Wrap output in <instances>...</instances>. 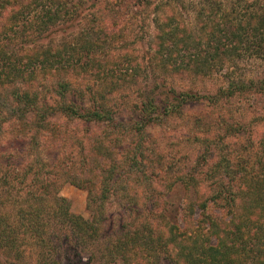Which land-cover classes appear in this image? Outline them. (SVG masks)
<instances>
[{
  "label": "trees",
  "instance_id": "16d2710c",
  "mask_svg": "<svg viewBox=\"0 0 264 264\" xmlns=\"http://www.w3.org/2000/svg\"><path fill=\"white\" fill-rule=\"evenodd\" d=\"M54 5L0 0V264H62L57 228L68 232L64 241L74 242L77 257L99 247L105 264H264V153L263 172H254L239 143H229L246 136V124L225 111L222 134L212 136L194 120L182 136L202 152L181 167L163 159L149 131L179 128L185 108L205 99L215 106L237 101L243 118L247 109L259 114L264 79L231 81L213 96L157 83L127 117L116 98L150 72L166 81L206 75L243 51L264 58V18L211 25L208 45L169 18L140 59L115 47L128 42L121 8L136 4L117 2L91 17L65 0ZM65 25L80 31L43 43ZM245 31L257 45H240ZM158 89L164 100L153 96ZM65 183L88 193L91 219L72 212L60 194ZM179 186L194 194L179 207L183 226L168 215V196Z\"/></svg>",
  "mask_w": 264,
  "mask_h": 264
},
{
  "label": "rangeland",
  "instance_id": "374dc122",
  "mask_svg": "<svg viewBox=\"0 0 264 264\" xmlns=\"http://www.w3.org/2000/svg\"><path fill=\"white\" fill-rule=\"evenodd\" d=\"M55 1L59 0H46V4L53 9L56 8ZM69 5L79 6L76 10V14L81 17H91L98 15L104 11L108 5L115 4L117 2L126 1L129 4H136V7L132 11L121 8V14L125 10L127 18H123L121 15L122 27L125 28L124 34L127 36V45H120L116 43L115 47H124V51L134 56L141 57L146 55L150 48V45L154 43V36L157 32L158 25H161L167 19H171L173 24L183 25L193 33V39L201 37L203 43L208 45L211 34V25H220V29L226 27H232L231 25L236 22L244 24L248 20L264 18V0H150L149 7L138 6L137 0H65ZM130 19L131 21L123 22V20ZM170 20V21H171ZM128 23V24H127ZM125 25V26H123ZM243 26V25H242ZM68 29L61 32L58 36L45 39L43 43L56 45L59 41L70 40L72 37L79 33V27L75 29V32L70 30L69 25H65L64 29ZM203 27L205 30H203ZM117 30V28H115ZM234 30V28H232ZM206 31L202 36L200 33ZM217 31V30H216ZM247 38L244 36V41L240 45H257L254 35L251 31H245ZM200 34V35H199ZM199 35V36H198ZM215 39L218 40L221 34L215 33ZM208 37V38H207ZM211 41L209 45H216L218 42ZM227 44L226 40L221 39L219 45ZM126 52V51H125ZM103 54V53H102ZM139 62V61H138ZM149 79L146 81L143 77H140L136 84L127 86L126 91L117 95V102L121 116L127 117L129 114V108L134 103H138L142 100L140 95L149 93L151 86L162 83L166 86L167 90H174L177 92H192L199 96H213L218 93L220 89L227 88L231 81H255L260 82L264 79V58H259L253 55L250 51H243L240 56H234L229 59L223 66H217L212 72L207 74H182V75H168L166 81L163 77L154 78L153 74L149 73ZM42 81L38 82V87L42 84ZM49 81L45 82L48 85ZM161 91V90H160ZM159 89L155 91L153 96H157L159 99H165L160 94ZM264 99V98H263ZM264 101V100H263ZM220 104H223L221 102ZM226 105L210 104L207 99L201 102H194L190 107L185 108L183 114L184 119L179 121L182 126L179 128L167 130L165 132L160 125H154L149 128L153 141L156 143V147L159 153L163 156V159L167 160L170 164H177V167H181L182 162H193L202 150L191 144H186L183 140V133L194 120L199 119L202 125H195V127H201L202 129H212V136L216 134H222L219 128H217L218 120L225 111L228 113H234L237 121H242L248 127L247 134L244 138L230 139L229 143L236 141L239 143L243 155H246L249 159V165L253 167L254 172L262 173L263 161L262 153H264V146H261V141L264 139V104L259 106V114H252L250 109L245 110L244 117L241 113L242 105L233 101L231 103H225ZM177 126V124H176ZM215 127V128H214ZM245 166V165H244ZM241 166V168H246ZM249 168L246 170L248 171ZM161 192L163 189H161ZM61 196L69 199L72 202V212L76 215H80L85 219L92 218V212L88 209V193L79 189L70 183H65L61 190ZM188 195V196H187ZM194 198V194L188 191L185 187H177L169 194V211L168 215L173 221H176L179 225L183 226L180 219V209L184 201ZM118 222V221H117ZM68 235L66 230L57 228L55 234L56 237L62 239L60 241V251L62 256V264H105V260L102 257V249L99 247L88 249L87 252L82 254V257H77L72 251L74 242L66 243L65 237ZM73 243V244H72ZM91 257V260H89ZM5 259L4 257H2ZM81 259V261H79ZM169 264V263H166Z\"/></svg>",
  "mask_w": 264,
  "mask_h": 264
}]
</instances>
